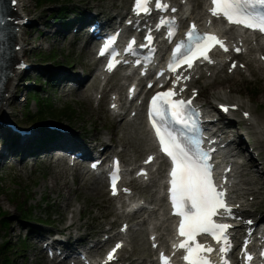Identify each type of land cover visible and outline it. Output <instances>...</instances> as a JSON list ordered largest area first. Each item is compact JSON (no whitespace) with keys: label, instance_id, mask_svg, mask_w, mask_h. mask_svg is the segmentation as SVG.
<instances>
[{"label":"rangeland","instance_id":"374dc122","mask_svg":"<svg viewBox=\"0 0 264 264\" xmlns=\"http://www.w3.org/2000/svg\"><path fill=\"white\" fill-rule=\"evenodd\" d=\"M98 1L103 3L106 11L112 5L117 7L116 11H126L129 5V0H22L25 12L35 21L32 26L23 27L27 31L26 38L32 42L27 44L25 49V58L29 63L31 62L32 68L23 72L16 82L17 100L14 105L13 103L10 105L12 112L10 121L25 129L32 126L31 122L26 121V116L28 113L39 112L41 108L38 107L35 100L29 102L28 105L26 95L28 86H30L31 90L38 93L39 98L49 97L50 102L57 110H62L67 104L71 105L75 110L73 113L75 116L71 113L73 117L66 114L62 119L64 121H58V119L49 121L61 123L69 130L71 128L72 133L81 135L88 141L100 138V136L104 139L109 135L108 128L121 129L122 126L126 127V132L128 131L132 136H142L146 139L143 121L141 122L140 119L126 125L120 124L121 120L110 117L107 112L109 99L97 110L95 104L83 96L80 90L68 93L69 89L66 86L59 87L52 83L48 85L54 72L61 75L67 70V72L86 78L87 67L90 66L88 65L90 49L83 48L82 42L72 44V35L68 37L65 36L66 34L60 35L58 27L62 20L60 19L61 15L58 16V14H63V12L64 15L73 14L76 9L80 10L87 4L93 6ZM40 4H44V6L48 4V6L41 8ZM39 53H44L45 58L50 59L49 62L44 63L42 60H37ZM55 57L58 58L54 61ZM68 63L72 65L68 66ZM36 76H38L37 81H34ZM24 79L25 81H23ZM86 82H88V78H86ZM231 83L225 81L222 89L228 91L226 88ZM199 85L201 86L200 83ZM246 85L249 88L257 87L263 93L258 97L254 96L251 100L247 94H244ZM235 87L239 92H235V95L241 94L243 100L251 101L257 111L264 113V85L261 81L244 82L235 85ZM121 91L124 94V86ZM213 91L215 90L211 92L205 89L202 91V95L210 100ZM36 126L39 129V133L36 135H41L46 126L41 122ZM115 144L119 145L117 137ZM261 150L264 151V147H261ZM146 152L142 150L137 153L138 161L142 160ZM130 153V151H123V158L128 159ZM49 157V151L44 154L39 151L32 152L25 158L15 153H11L9 158H0V264H55L36 248V238L34 237L36 232L30 231L28 229L30 226H36L39 231L48 232L51 230L53 232L67 224L72 212L76 224H81L83 236L91 234L92 237H98L106 227L111 226L117 230L120 222L124 220V217H119L114 212L106 187L104 186L101 194L93 191L92 184L82 173L68 171L66 173L68 188L62 189L61 193L57 189L53 190L52 180L59 172L64 173L66 166L61 162H57L55 165L56 159H49ZM261 157L264 159V152ZM261 176L263 178V174ZM61 182L59 180L58 183ZM262 196L264 197V193ZM113 203L116 201L113 200ZM79 208L82 209L81 214ZM23 217H27L30 221L23 222L21 220ZM110 221L112 222L109 223ZM44 223L50 225L47 226ZM68 232L69 230L65 234L68 235ZM73 232L76 233V231ZM138 234H142V239L138 242L142 243L144 248L149 246V232L145 226H138L137 230L133 232V237H130V240L132 239V244L128 246L130 250L126 252L131 257H138L137 254H140L131 250L134 236L137 239Z\"/></svg>","mask_w":264,"mask_h":264},{"label":"snow or ice","instance_id":"6c2138e0","mask_svg":"<svg viewBox=\"0 0 264 264\" xmlns=\"http://www.w3.org/2000/svg\"><path fill=\"white\" fill-rule=\"evenodd\" d=\"M14 2V0H13ZM150 0H136L135 11L139 15L141 12L147 13L150 11L148 7ZM213 7L211 14L217 18L224 17L228 23L235 25H243L244 27L259 30L264 32V11H253L257 5L264 6V0H212ZM156 7L168 10L169 6L162 4L157 0ZM171 11L175 12L176 9L172 8ZM3 18H0V24H3ZM131 23V22H130ZM175 21L173 19H166L161 21V25H172L168 32V38L175 35ZM116 37H111L104 44L101 55L109 51L115 42ZM154 37L151 33L148 34L146 40L149 42L147 45L141 47H149ZM133 44L128 45L127 50L132 52ZM219 45L225 52L228 51L224 41L214 33H201L195 23L191 25L190 30L186 33V38L176 44L172 53V60L168 65L169 71L176 73L178 69L184 68V71L192 69L195 62L204 60L209 63L214 61L209 56V52ZM154 51V50H153ZM237 53L242 49L235 48ZM118 61H110L108 68L111 71ZM140 63V61H137ZM186 66V67H184ZM237 65L235 62L232 68ZM243 67V65H241ZM231 71V69H229ZM160 76L164 73L160 72ZM190 76H184L183 72L176 76L173 80V86L166 91L157 92L150 101L149 118L155 129L156 136L159 140L161 150L165 153L172 162L170 172V194L171 201L175 214L182 217L179 225V235L184 239L179 245L175 246L179 249H184L186 255L183 259L187 264H214L211 261L209 254L215 249L211 246L201 244L197 241V237L202 234L212 236L218 243L222 242V247L219 251L224 255L221 264H230L227 259L226 253L231 250V240L227 230L232 226L229 224L216 223L213 217L217 216L219 210L223 209L228 215H231V208L226 203V191L218 189L214 182L213 167L210 163L211 150H205L202 147V140L192 141L196 145V151L193 152L183 141L179 135L171 129V124L176 123L185 128H195L196 118L192 114V99L195 98V90L193 91L192 98L188 100L175 99L184 91H176L177 84L183 79L188 80ZM151 87V85H149ZM134 91V89H133ZM232 107H235L233 105ZM223 111L227 112L228 106L221 105ZM248 113H245L247 116ZM154 158L149 157L145 163H150ZM95 167V165H93ZM141 175H146L141 171ZM119 180V162H116V169L111 173V187L112 194L117 195V181ZM124 191H129L125 189ZM248 223H251L249 221ZM155 247V245H153ZM122 247V244H117L115 248L108 254V261L114 259L117 249ZM163 264H170V258L161 254ZM247 259L250 261L252 257L249 255Z\"/></svg>","mask_w":264,"mask_h":264},{"label":"bare ground","instance_id":"6f19581e","mask_svg":"<svg viewBox=\"0 0 264 264\" xmlns=\"http://www.w3.org/2000/svg\"><path fill=\"white\" fill-rule=\"evenodd\" d=\"M174 2L178 3L180 5V8H185V10H183L181 12V15H186L187 13L190 12V8L192 6V14L194 15V17H197L198 19H200V16L203 13V6L205 3V0H186V3L183 4L182 0H173ZM96 7H100L102 6L101 3H95ZM86 10L88 11V15L91 16V10H90V6H87ZM99 12L103 13L106 12L105 9H100ZM23 13L25 12V9L23 8V2L22 0H19V4L17 5V7H13L11 14L13 15V20L18 19V18H22L25 17V15H23ZM28 15V14H27ZM116 17V16H115ZM28 23L26 24L28 27L32 26L35 21H33L31 19V17H27ZM112 21V15L107 19V22ZM13 28L15 29L14 33H13V39H14V44L15 46L19 45L20 48L19 49H15L10 57V64H11V73L8 76V80L5 84V88H4V95L0 101V120H4V121H9L12 112L10 110V105L11 103L16 102L17 97L15 95V88H16V82L19 80L20 75L22 74L23 70L21 67L17 66V64L20 63V60L25 57V49L27 48V44L32 43L31 40L26 38V34L27 31L23 29L22 25H18V24H13ZM264 50V48H262ZM223 60L224 58H219L218 59V64L216 65L215 69L217 70L218 75H216L214 77V82H218V81H222V78L219 77L221 76L220 74L223 73ZM100 60L97 59L95 56H92V52H89V64H90V68H88V74L87 76H90V80L89 82L85 85H83V80H81V77L79 75H73V79L75 80H80L82 82L81 86H80V91L82 93L83 96H85L88 100H91L93 98V94L94 92L98 89V84H99V78L103 81V79L101 78V76L99 74L95 73V69H96V65L98 64ZM13 62L16 64H13ZM84 66V64H81ZM215 69L213 70V73L215 72ZM210 69H206L205 72H208ZM227 76V73H226ZM212 78V77H211ZM225 78V77H223ZM121 79V78H120ZM197 81L194 80L193 84H196ZM116 83L113 84L110 89H107L105 87L99 88V92L103 94L104 100H106L108 98V93H110L111 90L114 89ZM193 87H197V84ZM235 90V89H234ZM215 98L222 100V101H226V100H231V99H237L239 102H242L243 105L248 107L247 102L242 101L239 97L235 96V95H231L228 96L226 93H223L222 91H216L215 92ZM112 99V98H111ZM113 101L111 100L110 103H112ZM232 102L236 103V101ZM119 109V108H118ZM249 109V108H248ZM134 110H137V107H135ZM251 111V108L249 109ZM108 111L110 112V114L114 117V118H118L121 117V120L124 121V124H130L129 122V114H127V112H124V114H116V111L114 110H110V107L108 108ZM256 112V110H252V113ZM253 118L249 119L248 121H246L247 124H249V129H250V133L254 136V146L255 148H260L261 146L264 145V142H262V137L264 136V114H259V113H253ZM139 118H142V116L139 114ZM142 120V119H141ZM110 133H111V137H109L107 140H105L106 144H109L108 140L114 141V137H117L118 141L121 143V145L124 147V150L128 151L130 150L132 153L128 154L129 158L128 160H124L125 163V167L127 170H130V173H128L130 176H133V173L137 171V169H130V167L135 164L138 160H137V153L142 151V150H148L149 152L151 150V147L147 148L146 145L147 144V140L144 139L142 136H132L131 133H129L128 131L126 132V127L122 126L121 129H117L115 127H111L110 129ZM228 129L224 128V131H227ZM74 135V134H73ZM230 136V135H229ZM22 138H26V137H22ZM113 139V140H112ZM26 140V139H25ZM238 142V143H237ZM99 142H97L96 144H93L94 146L97 145ZM236 144H238V148L239 152L243 155L246 152V148L243 147V144H247V142L245 140H243V138L236 140ZM80 148L82 149L83 152L88 151L91 147L89 145L86 144V142H81L79 144ZM6 150V148L4 149ZM149 152H146L144 159H146L147 155L149 154ZM6 156V155H5ZM61 160H64L63 158L60 157ZM243 166L244 168L241 169L242 166H237L236 169V177H235V190H234V194L237 195L238 200L237 202H242L243 203V208L239 209L240 212L242 214L247 215V217H256L258 218L256 215V213L254 214V210L252 208H250L254 203H258L259 201H252L250 200V198H248V196L250 195H255V198L258 199V195L260 193H262V191H264V182L262 183L259 178L257 176L254 175V172L251 171H247V169L245 168V165H247L248 163H251L253 166H255L256 169H259V167H261L262 169H264V163H260L257 164V159H255L253 156L250 157L249 162L245 163L243 162ZM162 166L163 164L160 163V166L158 168V174H159V178L162 176ZM64 173L59 172V174H56L54 177V179L52 180L53 184H52V189H57L58 192L61 193L62 189L64 188H68V182L66 180V173H67V168L64 169ZM154 173V171H153ZM248 173V174H246ZM156 175V174H155ZM246 175V176H245ZM157 177V175H156ZM154 179V178H153ZM59 180H61V183H58ZM58 181V182H57ZM155 182H157V179L154 180ZM126 185L131 186V184H133V187L135 189H137L138 187H140L136 182H133L131 180H125ZM254 184V185H253ZM245 185H249V186H245ZM103 187H104V183L103 181L100 179L99 181H94L93 186H92V190L97 192V193H102L103 192ZM152 186L147 187V189L143 192L142 190H139L138 192L134 193V197H136L138 195V193H140L139 197L136 199L137 200V205L141 206V209L137 210L136 213L134 214H128V213H124V211H120L118 210L119 208L117 207V204L113 203V197L110 196L109 199H111V204L115 205L114 209H115V213L118 216H122L125 217V220H123L119 227H121L123 225L124 222H128L130 223L133 219L136 218V214L140 211H145L148 213L147 217L143 218V224H148V220L150 218H155L153 217L154 215H158L162 210L164 211V198L163 197H157L156 193L153 192L151 190ZM152 191V192H151ZM245 198V199H244ZM145 201H149L152 205H154V210L152 211H147L146 207L143 206V202ZM120 202V201H118ZM79 212L80 214L82 213V209L79 208ZM261 213V219H264V206H262L260 212ZM128 219V220H127ZM158 222H155V227L158 231L159 234V239L161 240V243L164 245L165 243V236L169 233L170 231V222H169V217L167 216V213L163 212V216L162 217H158ZM161 219H163L161 221ZM137 225L139 224V222L136 223ZM68 225V224H67ZM81 224L77 223L75 221L72 220V222L67 226V228H73L76 227L77 229L80 228ZM236 231H240L241 228L238 226L235 228ZM150 236V234H149ZM80 239L79 237H77V240ZM142 239V234H138L137 235V239L135 237V243L136 245L133 246V250L136 252H139L140 255L138 258H130V261L125 260L124 264L126 262H129V264H140L142 262H144V264H154V259H153V255H154V250L151 248V243L149 245V247L144 248L143 244L138 242V240ZM101 243V241H100ZM131 244L127 242V245ZM127 245L126 247L124 246L121 250H120V256L121 258H125V252L127 251ZM103 247V245H101L100 247H97V250L99 252V249H101ZM147 249V251H146ZM146 251V252H145ZM123 259H121L122 261Z\"/></svg>","mask_w":264,"mask_h":264},{"label":"trees","instance_id":"16d2710c","mask_svg":"<svg viewBox=\"0 0 264 264\" xmlns=\"http://www.w3.org/2000/svg\"><path fill=\"white\" fill-rule=\"evenodd\" d=\"M55 58H57V57H55ZM37 59L38 60H43L44 63H47L50 60V59H46L45 58V54L44 53L37 54ZM40 104H42L43 109H41L38 112L37 115L27 114L26 120H28L29 122H31L33 120H47V119H51V120H53V119L62 120L64 118L63 116H66V114H67V116H70L71 115L70 114L71 112L69 111L70 108H65V109H62V110H57L54 107L53 103L50 102L49 98L40 100ZM59 118H61V119H59Z\"/></svg>","mask_w":264,"mask_h":264}]
</instances>
